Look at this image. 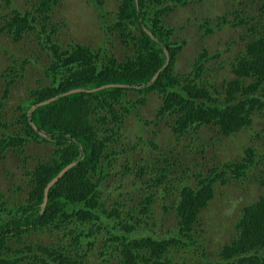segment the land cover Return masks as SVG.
<instances>
[{"label": "trees", "instance_id": "trees-1", "mask_svg": "<svg viewBox=\"0 0 264 264\" xmlns=\"http://www.w3.org/2000/svg\"><path fill=\"white\" fill-rule=\"evenodd\" d=\"M0 2L11 11L1 16L0 36L7 34L14 42L36 36L47 53L45 82L31 89L20 104L14 120L16 130L4 121L3 99L14 84L12 77L6 80L0 101V156L17 150L24 154L32 142L53 146L48 157L28 172L25 189L19 187L25 192L23 202L10 206L0 191V264H90L89 251H94L99 264H175L178 254L200 241L195 239V227L215 197L216 182L227 183L228 175L235 180L247 178L260 162L249 147L240 160L223 162L205 177L200 172L187 175L190 168L173 151L153 156L140 164L135 174L141 180L132 184L139 195L135 208L126 214L119 205L105 209L101 185L116 173L112 164H119L120 156L128 153L124 166L131 165L139 145L149 155L147 149L158 148L151 137H131L128 114L134 103L128 93L144 96L138 99L141 105L147 103L145 96L159 94L162 106L156 117L171 118L170 129L177 139L205 126L224 136L251 127L254 114L264 115V0L256 13L263 28L259 23L249 28L253 39L235 57L232 78L222 83L216 81L209 65L220 56L210 55L206 47L194 60L192 70L175 72L187 42L175 39L176 30L165 17L186 0H118L114 23H108L107 29L119 35L126 49L123 57L104 48L91 50L73 41L67 46L54 41L58 29L52 23L53 14L61 0H27L25 10L13 7L14 0ZM255 19L237 18V24ZM106 85L118 86L87 91ZM75 89L83 91L64 95ZM54 97L49 104L32 110ZM74 162L52 187L43 208L47 184ZM126 169V175L133 174L130 167ZM259 173L258 199L242 208L232 240L223 245L219 259L204 264H264V170ZM190 176L198 184L195 187ZM154 194L161 195L163 201L172 198V203L163 204L166 212L171 209L167 217L174 215L175 219L169 236L157 235L154 230L158 226ZM40 231L48 235L46 242L39 240L22 248L25 237Z\"/></svg>", "mask_w": 264, "mask_h": 264}, {"label": "rangeland", "instance_id": "rangeland-1", "mask_svg": "<svg viewBox=\"0 0 264 264\" xmlns=\"http://www.w3.org/2000/svg\"><path fill=\"white\" fill-rule=\"evenodd\" d=\"M14 2L15 8H28L27 0ZM260 2L261 0H186V4L175 6L165 19L175 28V39L187 42L178 57L175 72L188 73L192 70L194 60L201 49L206 47L210 55L220 56L209 64L216 81L222 83L223 80L231 79L235 57L253 39L249 28L257 26V23L263 28L261 17L256 15ZM117 9L118 0H61L53 14L52 23L58 29L54 41L64 46L73 41L91 50L104 48L118 57H123L126 49L123 48L119 35L116 31L108 33L107 29L108 23H114ZM10 12L0 2V23L1 16ZM253 16L256 21L244 25L242 23V26L237 24V18L245 20ZM207 20H210V24H205ZM208 30L211 32L205 34ZM259 35L260 33L257 34ZM46 62L45 45L38 43L36 36H26L20 42H14L7 34L0 36V101L6 80L11 77L14 80L10 94L3 99L4 121H7L6 126H11L12 130H16L14 120L20 104L27 99L31 89L45 82ZM140 97L144 96L128 93L129 100L134 103L128 114L131 128L129 133L134 140H148L149 137L155 139L158 148L156 151L147 149L151 155L145 153L146 149L142 145L134 150L136 158L131 165H126L133 170L132 175H126L127 169L124 166L129 157L128 153L120 156L119 164H112L116 173L103 180L101 185L103 200L107 201L105 209L112 210L119 205V210L126 214L135 208L134 202H138L139 195L132 184L135 181L141 182L135 174L140 170V164L151 160L153 156L167 155L173 151L185 162V167L190 168L187 175L200 172L206 177L213 167L223 162L240 160L246 155L247 148L252 147L255 150L256 159L260 162L256 166H259L256 169L253 167L247 178L235 180L232 175H228L227 183L221 180L216 182L215 197L202 211L199 224L195 227V239L200 241L191 250L181 252L174 258L175 264H204L208 259L216 261L222 246L232 240L242 208L255 202L261 194L256 174L264 170V115L254 114L251 117L252 128H242L231 137L222 135L211 126H205L177 139L170 129L171 118L156 117L162 106V97L159 94H151L149 98L145 96L147 103L143 105L139 104ZM50 152L51 148L47 144L32 142L24 154L17 150L9 151L5 157L0 156V191L6 194L10 206L24 201L25 192L19 190V187L25 189L26 182L30 179L28 172L39 161L45 160ZM220 172L221 170L218 174ZM191 176L189 180L194 181L195 187L198 184ZM151 192L157 193V190ZM154 198L156 201L153 209L158 224L154 230L157 235L169 236L173 233L171 229L174 228L175 219L174 215L167 217L171 209L166 212L164 207L167 206L163 204L172 203V198L163 201L159 194ZM47 237L41 231L33 232L24 238L22 248L26 249L39 240L46 242ZM93 252H88L90 264H99L96 256L93 257ZM30 264L40 263L30 261Z\"/></svg>", "mask_w": 264, "mask_h": 264}, {"label": "water", "instance_id": "water-1", "mask_svg": "<svg viewBox=\"0 0 264 264\" xmlns=\"http://www.w3.org/2000/svg\"><path fill=\"white\" fill-rule=\"evenodd\" d=\"M157 78V75L152 79V81H155ZM111 86H118V85H106L104 87H101V88H97V89H91V90H87L88 92H94V91H97V90H100V89H104V88H109ZM122 87V86H121ZM83 91L82 89H75V90H72V91H69L67 93H65L64 95H68L70 93H76V92H81ZM57 97H54L50 100H47V101H44V102H41L37 105H34L32 107V110L35 109L36 107L38 106H43V105H47L49 104L50 102L54 101ZM35 127V126H34ZM36 128V127H35ZM75 165V162L74 163H71L69 165H67L63 170H61L57 176H55L52 180H50V182L47 184L46 188H45V192H44V200H43V203H42V207L45 208L46 205H47V202H48V198H49V191L51 190V188L60 180V178L70 169L72 168L73 166Z\"/></svg>", "mask_w": 264, "mask_h": 264}, {"label": "clouds", "instance_id": "clouds-1", "mask_svg": "<svg viewBox=\"0 0 264 264\" xmlns=\"http://www.w3.org/2000/svg\"><path fill=\"white\" fill-rule=\"evenodd\" d=\"M155 77V76H154ZM153 77V78H154ZM148 98H149V96H147ZM252 128V126L251 127H249V128H247V129H251ZM239 133V132H238ZM236 135V134H235ZM234 136V135H233ZM231 137V136H230ZM39 144H47L48 146H49V148H51V152H52V150H53V146L51 145V144H49V143H47V142H44V143H39ZM50 152V153H51ZM52 189V188H51ZM135 190V189H134ZM51 191V190H50ZM50 191H49V193H50ZM48 203V202H47ZM47 206V205H46ZM230 242V241H229ZM226 243H228V242H226ZM225 245V244H224ZM223 247V246H222ZM221 251V250H220Z\"/></svg>", "mask_w": 264, "mask_h": 264}, {"label": "flooded vegetation", "instance_id": "flooded-vegetation-1", "mask_svg": "<svg viewBox=\"0 0 264 264\" xmlns=\"http://www.w3.org/2000/svg\"><path fill=\"white\" fill-rule=\"evenodd\" d=\"M146 153V152H145Z\"/></svg>", "mask_w": 264, "mask_h": 264}]
</instances>
